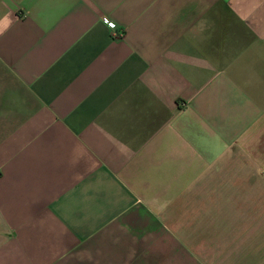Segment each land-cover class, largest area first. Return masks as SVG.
<instances>
[{
	"label": "crops",
	"instance_id": "0c3cea01",
	"mask_svg": "<svg viewBox=\"0 0 264 264\" xmlns=\"http://www.w3.org/2000/svg\"><path fill=\"white\" fill-rule=\"evenodd\" d=\"M0 264H264V0H0Z\"/></svg>",
	"mask_w": 264,
	"mask_h": 264
},
{
	"label": "built area",
	"instance_id": "2783aa9c",
	"mask_svg": "<svg viewBox=\"0 0 264 264\" xmlns=\"http://www.w3.org/2000/svg\"><path fill=\"white\" fill-rule=\"evenodd\" d=\"M108 21V20H106ZM110 27H114V24L112 22H107Z\"/></svg>",
	"mask_w": 264,
	"mask_h": 264
}]
</instances>
